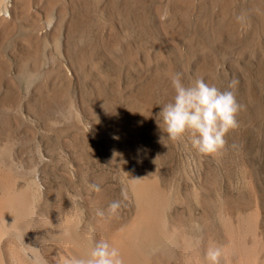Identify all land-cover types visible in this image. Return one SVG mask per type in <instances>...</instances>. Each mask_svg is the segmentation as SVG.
I'll use <instances>...</instances> for the list:
<instances>
[{
	"label": "rangeland",
	"instance_id": "obj_1",
	"mask_svg": "<svg viewBox=\"0 0 264 264\" xmlns=\"http://www.w3.org/2000/svg\"><path fill=\"white\" fill-rule=\"evenodd\" d=\"M4 4L14 11H0L11 22L0 23V167L20 184L50 187L46 212L82 211L93 184L107 206L122 200L119 178L131 164L186 194L199 178H211L215 192L236 198L230 185L244 169L257 194L247 200L261 202L264 233V0H222L225 18L202 25L218 9L205 3L190 25L176 27L158 25L168 19L160 0ZM175 73L186 85L203 78L222 91L238 81L244 107L221 163L187 140L165 134L161 142L157 115L172 100ZM191 208L187 221L197 216ZM120 211H129L126 200Z\"/></svg>",
	"mask_w": 264,
	"mask_h": 264
},
{
	"label": "bare ground",
	"instance_id": "obj_2",
	"mask_svg": "<svg viewBox=\"0 0 264 264\" xmlns=\"http://www.w3.org/2000/svg\"><path fill=\"white\" fill-rule=\"evenodd\" d=\"M4 1L0 0V11L10 15L14 10ZM160 1L168 9V19L158 25H190L191 16L205 3L218 9H213V19L201 20L202 25L227 15L222 0ZM0 23L8 27L11 22L0 18ZM221 23L233 32L231 23ZM213 157L221 163L223 155ZM247 175L239 169L230 185L237 198L215 192L211 178L210 184L199 178L186 194L166 185L160 175L131 164L119 178L128 191L126 214L119 210L118 216H109L101 189L84 198L82 211L56 215L45 211L47 201H54L50 187L41 188L38 180L20 184L0 167V264H57L61 254L82 255L99 238L118 247L125 264H200L209 240L223 246L228 264H264L262 206L258 200H247L257 196ZM191 205L197 216L187 221ZM101 211L103 216L98 215Z\"/></svg>",
	"mask_w": 264,
	"mask_h": 264
},
{
	"label": "clouds",
	"instance_id": "obj_3",
	"mask_svg": "<svg viewBox=\"0 0 264 264\" xmlns=\"http://www.w3.org/2000/svg\"><path fill=\"white\" fill-rule=\"evenodd\" d=\"M174 91L172 100L164 104L158 113L157 126L163 133L161 142L187 140L197 152L216 156L226 147V137L238 127V116L243 109L236 97L238 81L233 79L225 90L197 78L186 85L182 74L169 76ZM92 189L101 191L97 184ZM122 200L128 199L127 189L121 190ZM122 200L108 205V215L118 216ZM98 215L103 216L101 211ZM43 238L37 237V240ZM46 264V262H44ZM57 264H125L121 250L107 239H93L82 255L65 256L61 254ZM200 264H228L223 246L209 240Z\"/></svg>",
	"mask_w": 264,
	"mask_h": 264
}]
</instances>
